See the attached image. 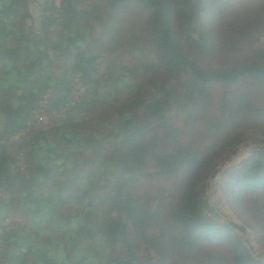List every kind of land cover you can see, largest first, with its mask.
I'll use <instances>...</instances> for the list:
<instances>
[{
	"label": "trees",
	"instance_id": "1",
	"mask_svg": "<svg viewBox=\"0 0 264 264\" xmlns=\"http://www.w3.org/2000/svg\"><path fill=\"white\" fill-rule=\"evenodd\" d=\"M31 1L0 0V264H259L204 182L264 144V0H43L36 30ZM218 192L264 248V152Z\"/></svg>",
	"mask_w": 264,
	"mask_h": 264
},
{
	"label": "water",
	"instance_id": "2",
	"mask_svg": "<svg viewBox=\"0 0 264 264\" xmlns=\"http://www.w3.org/2000/svg\"><path fill=\"white\" fill-rule=\"evenodd\" d=\"M251 152H264V144L247 145L245 147H236L232 149L230 153L221 162H219L206 177L204 182V191L208 200L210 211L218 216L227 227L235 232L255 262L264 264V250L258 251L254 249V245L249 240L248 229L227 210L222 201L220 202L218 200L210 183L215 177H220L225 169L238 164Z\"/></svg>",
	"mask_w": 264,
	"mask_h": 264
},
{
	"label": "rangeland",
	"instance_id": "3",
	"mask_svg": "<svg viewBox=\"0 0 264 264\" xmlns=\"http://www.w3.org/2000/svg\"><path fill=\"white\" fill-rule=\"evenodd\" d=\"M43 0H32L29 5H28V10H29V18L27 19V25L32 26L34 29L37 28L38 23H39V14H40V5L42 4ZM36 30V29H35ZM199 62L203 65V66H216V63L214 62H209L207 60H203L200 59ZM41 120H38V122ZM223 160V159H222ZM221 160V161H222ZM220 161V162H221ZM216 167V166H215ZM213 170V169H212ZM211 170V171H212ZM210 171V172H211ZM209 172V173H210ZM208 173V175H209ZM207 175V176H208ZM206 176V177H207ZM218 178L219 177H215L213 180H211V188L214 192V194L216 195V197L218 198V200L221 202H223V204L225 205L224 201L222 200V198L220 197V194L218 192ZM205 194V191H204ZM206 197V194H205ZM207 199V197H206ZM226 206V205H225ZM227 210L232 214V212L228 209V207L226 206ZM233 215V214H232ZM234 216V215H233ZM249 238H250V242L254 245V249L258 250V251H262L264 250V248H261L259 246H257L251 239L250 233L248 234Z\"/></svg>",
	"mask_w": 264,
	"mask_h": 264
},
{
	"label": "bare ground",
	"instance_id": "4",
	"mask_svg": "<svg viewBox=\"0 0 264 264\" xmlns=\"http://www.w3.org/2000/svg\"><path fill=\"white\" fill-rule=\"evenodd\" d=\"M249 240H250V238H249Z\"/></svg>",
	"mask_w": 264,
	"mask_h": 264
}]
</instances>
